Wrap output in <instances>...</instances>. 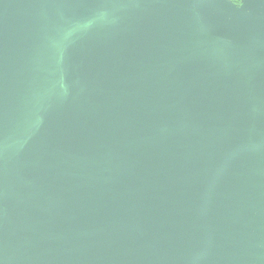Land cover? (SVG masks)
Masks as SVG:
<instances>
[{"label": "water", "instance_id": "obj_1", "mask_svg": "<svg viewBox=\"0 0 264 264\" xmlns=\"http://www.w3.org/2000/svg\"><path fill=\"white\" fill-rule=\"evenodd\" d=\"M264 217V0H0V264H251Z\"/></svg>", "mask_w": 264, "mask_h": 264}, {"label": "crops", "instance_id": "obj_2", "mask_svg": "<svg viewBox=\"0 0 264 264\" xmlns=\"http://www.w3.org/2000/svg\"><path fill=\"white\" fill-rule=\"evenodd\" d=\"M226 1V0H224ZM230 3H235L237 5H241L243 3V0H227ZM261 247H262V254L261 257L259 258L257 263H251V264H264V217L262 221V226H261Z\"/></svg>", "mask_w": 264, "mask_h": 264}]
</instances>
